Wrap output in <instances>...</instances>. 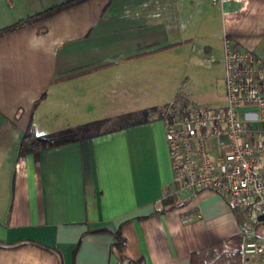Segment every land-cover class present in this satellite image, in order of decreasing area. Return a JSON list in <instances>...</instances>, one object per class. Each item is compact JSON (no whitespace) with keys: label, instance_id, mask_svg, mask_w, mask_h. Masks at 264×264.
Returning a JSON list of instances; mask_svg holds the SVG:
<instances>
[{"label":"crops","instance_id":"crops-1","mask_svg":"<svg viewBox=\"0 0 264 264\" xmlns=\"http://www.w3.org/2000/svg\"><path fill=\"white\" fill-rule=\"evenodd\" d=\"M60 1L0 0V28ZM224 35L264 60V0H74L0 31V264H118L119 254L189 264L192 250L241 233L240 212L215 190L174 189L162 116L17 151L28 119L46 133L148 105L195 106L175 87L153 91L157 66H222ZM171 191L179 203H164ZM246 232L264 237V220Z\"/></svg>","mask_w":264,"mask_h":264},{"label":"built area","instance_id":"built-area-1","mask_svg":"<svg viewBox=\"0 0 264 264\" xmlns=\"http://www.w3.org/2000/svg\"><path fill=\"white\" fill-rule=\"evenodd\" d=\"M223 101L164 117L174 189L211 188L240 212L243 255L264 254V237L246 232L264 220V60L224 35ZM180 213L181 220L193 214Z\"/></svg>","mask_w":264,"mask_h":264},{"label":"trees","instance_id":"trees-1","mask_svg":"<svg viewBox=\"0 0 264 264\" xmlns=\"http://www.w3.org/2000/svg\"><path fill=\"white\" fill-rule=\"evenodd\" d=\"M73 1L74 0H62L56 4L47 6L41 10H38L37 12L29 14L28 16L13 22L12 24L1 27L0 31L12 27L22 20H29L52 13L58 8L63 7ZM173 43L174 42L161 44L151 48V50L166 47L167 45H171ZM82 70L83 69H80L78 71ZM165 107V103L161 105H148L135 110L120 112L112 118L104 116L89 119L72 127L59 129V134L55 135L50 133L35 132L31 120L28 119L21 133L17 151L18 154H20L26 151L36 150L61 141L80 138L82 136L96 134L103 130L143 121L150 118L151 116L171 118L174 113L165 111ZM185 110L180 111L184 112ZM176 196L177 194L174 191H171L164 194L162 200H164V203L167 204H177L179 202L176 201ZM111 234L113 236L112 245H114L116 248H120L124 242V237L121 235L118 229L111 231ZM240 242L241 233L239 232L222 239L212 241L195 250H192L189 253V264H241L242 253L240 251ZM139 262V258L133 259L126 257L123 254H119L118 264H136Z\"/></svg>","mask_w":264,"mask_h":264},{"label":"rangeland","instance_id":"rangeland-1","mask_svg":"<svg viewBox=\"0 0 264 264\" xmlns=\"http://www.w3.org/2000/svg\"><path fill=\"white\" fill-rule=\"evenodd\" d=\"M158 75L156 79L151 82L154 92L158 94L169 95L176 88L180 93L185 104H196L198 106H210L220 103L216 94L223 89L222 73L223 69L220 63L211 66H193L188 65L183 74V66H163L158 65ZM165 68V69H164ZM218 102V103H217ZM174 105V104H173ZM176 107L167 108L169 112L176 113L183 108ZM192 107V106H191ZM49 125H56L55 123H48ZM54 129V130H52ZM59 129L51 128L46 133L59 134Z\"/></svg>","mask_w":264,"mask_h":264}]
</instances>
